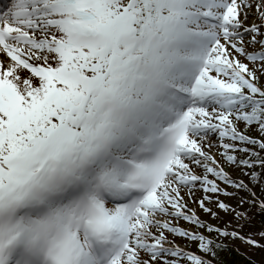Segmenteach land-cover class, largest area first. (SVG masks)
<instances>
[{
  "label": "snow or ice",
  "instance_id": "6c2138e0",
  "mask_svg": "<svg viewBox=\"0 0 264 264\" xmlns=\"http://www.w3.org/2000/svg\"><path fill=\"white\" fill-rule=\"evenodd\" d=\"M262 78L264 0H0V264H213Z\"/></svg>",
  "mask_w": 264,
  "mask_h": 264
},
{
  "label": "rangeland",
  "instance_id": "374dc122",
  "mask_svg": "<svg viewBox=\"0 0 264 264\" xmlns=\"http://www.w3.org/2000/svg\"><path fill=\"white\" fill-rule=\"evenodd\" d=\"M253 22L260 23L258 17H250L248 20V23L251 24ZM240 59L244 62H248L245 60L244 57H240ZM262 83H264V78H262ZM241 128L243 129V125H241ZM246 134L250 135L256 139H262L264 137L260 136V133L255 129H248L246 130ZM248 147H252L255 149V151L260 152L261 156H264V150H260L258 146H252L249 145ZM218 150L216 148L213 149L214 154L217 155V159L221 162V164L225 167V169L229 172V174L232 176L235 180H242L246 185H248L245 189H235L231 186L227 187V190L232 194L231 196H225L223 193L219 194V199L224 201L225 203L229 204L235 211L240 212L244 209L251 210L254 208V205H259L260 202L264 199V182L261 181L260 177H257L256 181L249 182L250 177L246 176L244 173L248 171V169H243V171L240 168H236L233 166H230L226 164L223 160V158L218 154ZM197 171H201L200 169H197ZM255 171L259 173L260 168L257 165L255 168ZM222 187H224L223 184H221ZM252 193H255L253 196ZM182 195L184 196L185 201L188 203V208L190 210H195L197 214L199 215L200 219L205 221L207 224L212 225L213 227H218L221 230H227L229 232H237L239 235L237 237H223V236H217L215 233L212 234L211 238L216 241L217 243L221 244H228L229 246H234L236 249L242 251V253L250 254L252 256H255L260 261L264 262V250H256L255 247L248 243L250 239H257L258 234L256 231L253 233H248L249 230H246L245 228H242L244 223H242L240 218H237L235 214H228L224 212L223 210H219L216 208L214 204L208 203V206L213 209V211L217 212V216H211L208 213L204 212L202 209H200L199 204L197 201L202 199L206 194L202 190H196L193 195H189L187 191L182 192ZM215 198L217 194H212ZM243 200L244 203H240V201ZM253 220H256L255 218ZM259 222V221H258ZM257 221H254L251 226L258 223ZM181 226L189 227L186 222L180 221ZM177 243L181 244V246H185L188 250L191 251H197L196 245L194 243H191L187 240H178ZM225 248L224 245H221L219 247V250ZM212 259V257H210Z\"/></svg>",
  "mask_w": 264,
  "mask_h": 264
},
{
  "label": "trees",
  "instance_id": "16d2710c",
  "mask_svg": "<svg viewBox=\"0 0 264 264\" xmlns=\"http://www.w3.org/2000/svg\"><path fill=\"white\" fill-rule=\"evenodd\" d=\"M260 168V167H259ZM260 172H264V170L260 169ZM261 178V177H260ZM261 181L264 182V179L261 178ZM264 189V186H263ZM264 201V199L262 200ZM260 204V203H259ZM240 212L244 213L243 218H240L241 222L246 224L242 228L246 227V230H249L248 233H253L256 231L258 234L257 239H250L251 241H255V244H252L255 249L257 250H264V210H261L259 205H254V208L251 210L244 209ZM256 220H253V219ZM254 221H259L257 224L251 226ZM225 248L216 250L217 255L212 257L213 264H264L263 261H260L255 256H252L248 253L244 254L242 251L236 249L234 246H229L228 244L224 243Z\"/></svg>",
  "mask_w": 264,
  "mask_h": 264
}]
</instances>
